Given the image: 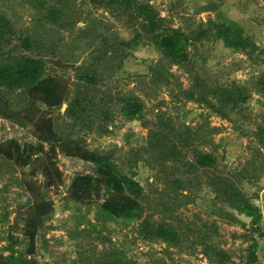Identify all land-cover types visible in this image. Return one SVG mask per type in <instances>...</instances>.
I'll return each instance as SVG.
<instances>
[{
    "label": "rangeland",
    "instance_id": "rangeland-1",
    "mask_svg": "<svg viewBox=\"0 0 264 264\" xmlns=\"http://www.w3.org/2000/svg\"><path fill=\"white\" fill-rule=\"evenodd\" d=\"M139 4L155 10L161 31L172 26L189 37L188 61L176 64L161 52L141 26ZM0 15L16 31L11 41L1 40L3 62L11 56L42 58L45 75L69 80L71 99L76 93L96 96L83 118L66 114L68 102L53 109L39 103L40 119L29 123L18 115L27 105L24 91L0 87L10 110H0V143L43 144L64 176L61 184L44 186L45 177L34 175L32 167L0 154V255L28 257L24 225L40 193L55 207L37 230L39 264H264L258 255L264 246V146L257 135L264 127V93L258 84L264 75V0H134L127 9L108 0H0ZM222 22L242 33L243 49L226 47L217 37ZM21 36L36 45L22 47ZM85 72L97 79L90 89L79 77ZM234 85L247 96L236 107L224 104L218 91L235 90ZM131 97L144 104L134 119L122 112ZM159 129L178 143L176 161L149 147L151 132ZM183 135L190 143H180ZM58 138L83 140L138 181L142 218L126 221L104 214L105 189L86 203L72 199V180L96 175V166L64 154ZM195 149L218 157L221 175L258 210L251 223L237 218L229 209L234 206L207 184L215 173L187 169ZM162 223L175 226L179 240L153 237Z\"/></svg>",
    "mask_w": 264,
    "mask_h": 264
},
{
    "label": "trees",
    "instance_id": "trees-1",
    "mask_svg": "<svg viewBox=\"0 0 264 264\" xmlns=\"http://www.w3.org/2000/svg\"><path fill=\"white\" fill-rule=\"evenodd\" d=\"M89 1L96 4L101 0ZM133 1L108 0V3L121 4L127 9L133 5ZM135 7L137 17H141V26L147 32L153 34V39L161 52L171 58L176 64L188 61L187 44L189 37L172 26H167L161 31L162 19L149 4H139L135 5ZM52 18H56L55 12L52 13ZM15 34L16 31L12 28L9 21L0 15V87L9 91L20 89L26 94L27 105L24 109L18 111V115L29 123H36L40 119L38 116L39 103L46 105L49 109H53L68 102L66 114L83 118L86 115L83 113L88 112L86 111V105L89 103L95 104L96 96L87 98L76 93L71 99L69 80L59 75H45V62L42 58L11 56L12 60L10 62H3L2 56L5 49L2 47L3 42L1 40L5 39V41L9 42L11 41L10 38ZM217 37L223 40L226 47L235 51L243 49L246 45V40L242 33L239 30H234L232 26L225 22L217 24ZM20 40L22 47L26 49L34 47L37 43L30 36H21ZM79 77L85 82L83 85L89 89L91 85L97 83L96 77L90 73H81ZM258 84L260 86L259 89L264 93V75L261 76ZM234 88L235 90H231V88L226 86L222 89L220 88V90L218 89V91L222 94L220 98L224 104L232 103L236 107L247 96L240 92L238 86L234 85ZM3 103L5 105L4 108L2 106ZM8 104L9 101L6 97H0V110L10 111ZM81 110L82 112H80ZM143 110V102L135 97L126 99L122 107V112L128 119L139 117ZM217 110L219 109L217 108ZM105 119H110L108 113L105 114ZM50 128L51 124L49 125ZM187 128L189 127L187 126ZM44 131L48 132V127H45ZM151 133L152 140L149 143V147L156 151H161L164 160L176 161L180 153L177 146L178 143L176 144L173 138L170 141L169 136H166L162 129ZM257 135L260 144L264 146V127L259 129ZM187 140L183 135L180 143L185 144L184 142H186L188 144L190 140ZM58 143L64 154L92 162L96 166V175L82 174L72 180L69 188L72 199L80 203H86L105 189L107 196L100 202V210L104 214L126 221L142 218L144 210L141 202L143 195L142 186L133 178L120 173L108 154L89 148L83 140L78 138H58ZM52 151H55V149ZM195 153V159L186 161L187 169L192 173L200 171L205 174L209 172H212L211 174L215 173L207 184L214 186L216 192L229 205L256 217L258 210L246 200L241 190L235 186L232 180L221 175L222 171L219 169L223 165L221 162L220 164L218 163V157L212 152L200 151L199 149H195ZM0 154L15 164L32 167L34 175L40 174L45 177L44 186L50 187L54 184H61L64 181L63 171L59 168L57 162L53 160V157L48 158L43 144L31 143L22 146L16 139H9L0 143ZM35 195L32 212L26 218L24 225V233L29 239L28 257L16 256L13 253L8 255L1 254L0 264H39L34 257L37 230L43 219L52 214L55 204L52 198L40 193ZM151 235L170 242L177 241L180 238L176 227L165 223L154 227ZM256 260L257 257L255 256L254 261ZM251 263L255 264L254 262Z\"/></svg>",
    "mask_w": 264,
    "mask_h": 264
},
{
    "label": "water",
    "instance_id": "water-1",
    "mask_svg": "<svg viewBox=\"0 0 264 264\" xmlns=\"http://www.w3.org/2000/svg\"><path fill=\"white\" fill-rule=\"evenodd\" d=\"M135 121H137V120H135ZM229 209L237 218H239L240 220H242L246 223H251V221L253 220L252 215H248L246 212H242L238 208L229 207Z\"/></svg>",
    "mask_w": 264,
    "mask_h": 264
},
{
    "label": "built area",
    "instance_id": "built-area-1",
    "mask_svg": "<svg viewBox=\"0 0 264 264\" xmlns=\"http://www.w3.org/2000/svg\"><path fill=\"white\" fill-rule=\"evenodd\" d=\"M262 247H263V250H259V253H258L259 257H264V246H262Z\"/></svg>",
    "mask_w": 264,
    "mask_h": 264
}]
</instances>
